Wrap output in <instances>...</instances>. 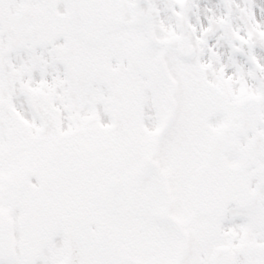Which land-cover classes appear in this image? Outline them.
<instances>
[{"label":"snow or ice","instance_id":"1","mask_svg":"<svg viewBox=\"0 0 264 264\" xmlns=\"http://www.w3.org/2000/svg\"><path fill=\"white\" fill-rule=\"evenodd\" d=\"M0 264H264V0H0Z\"/></svg>","mask_w":264,"mask_h":264}]
</instances>
